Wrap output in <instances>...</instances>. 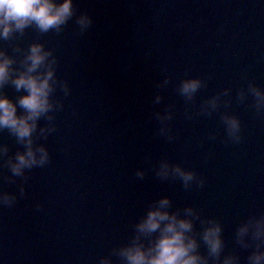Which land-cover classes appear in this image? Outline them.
Here are the masks:
<instances>
[{
  "label": "water",
  "instance_id": "1",
  "mask_svg": "<svg viewBox=\"0 0 264 264\" xmlns=\"http://www.w3.org/2000/svg\"><path fill=\"white\" fill-rule=\"evenodd\" d=\"M73 4L77 14L92 18L82 35L73 17L58 35L29 28L17 41L22 48L40 41L52 49L56 75L68 83L70 94L57 90L64 107L54 114L56 131L39 141L50 163L27 173L25 196L13 207H0V264H99L128 241L133 224L161 196L170 198L172 210L191 206L218 219L225 252L236 251L246 264L250 249H240L234 237L247 216L264 213V112L257 113L250 94L242 103L236 95L249 81L264 90V0ZM165 76L163 100L154 104L156 84ZM192 77L206 87L194 104H186L175 87ZM225 88L231 89L227 107L199 114L201 102ZM3 91L13 100L20 94L11 86ZM168 104L172 141L156 134L153 116ZM224 111L240 120L238 143H225ZM0 143L9 145L10 155L22 150L6 130ZM161 158L195 171L203 187L193 183L185 190L179 179L160 181L153 166ZM137 168L145 171L143 180L136 178ZM5 175L9 171L0 168V190L18 195L22 181L5 183Z\"/></svg>",
  "mask_w": 264,
  "mask_h": 264
},
{
  "label": "clouds",
  "instance_id": "2",
  "mask_svg": "<svg viewBox=\"0 0 264 264\" xmlns=\"http://www.w3.org/2000/svg\"><path fill=\"white\" fill-rule=\"evenodd\" d=\"M75 17V25L80 34L92 25V18L87 12L77 14L73 0H0V132L14 137L15 143L22 146L9 154V145L0 143V168H6L10 175L3 181L15 184L17 178L22 183L17 193L0 190V207L11 208L19 198L25 196L24 185L28 182L34 168H43L50 163V153L41 140L56 131L55 113L63 110V102L56 97L57 90L64 97L70 94L66 81L56 75L58 60L54 51L46 48L40 41H34L22 48L17 41L24 36L26 29H33L38 34H60ZM11 48L9 54L8 48ZM169 78L156 84L157 92L153 103L163 100L160 89L166 87ZM11 86L20 93L15 100L9 98L3 89ZM206 83L199 77L181 79L175 91L183 97L186 104H194L196 93ZM231 89L221 92L201 102L199 114L211 116L218 112L221 104L230 103ZM253 98V107L257 113L264 112V90L251 81L247 89L237 91L236 99L243 102L247 95ZM228 97V99H223ZM173 105L168 104L163 112L153 113L159 123L157 135L172 141L169 121L173 117ZM187 118L191 113L185 110ZM44 121L43 124L40 122ZM220 121L226 133L225 143H238L241 140V123L238 116L228 111L220 113ZM212 139L215 138L213 134ZM150 160L149 156L145 161ZM154 175L160 181L179 179L185 190L193 183L200 188L204 179L193 170L183 168L161 158L153 166ZM145 171L135 170L138 180H143ZM37 204L36 209L40 210ZM172 201L168 196L152 200L145 213L133 224V232L128 241L113 247L107 256L99 258V264H241V257L236 251L225 252L223 227L216 218L203 217L201 212L191 206L172 210ZM182 213V214H181ZM197 222L200 225L196 228ZM235 244L243 250H249L246 264H264V213L251 214L242 220L235 230ZM203 246L204 251H201Z\"/></svg>",
  "mask_w": 264,
  "mask_h": 264
}]
</instances>
